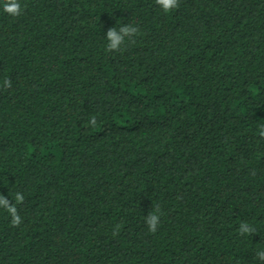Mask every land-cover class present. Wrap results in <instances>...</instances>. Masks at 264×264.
Here are the masks:
<instances>
[{"label":"trees","instance_id":"16d2710c","mask_svg":"<svg viewBox=\"0 0 264 264\" xmlns=\"http://www.w3.org/2000/svg\"><path fill=\"white\" fill-rule=\"evenodd\" d=\"M20 4L0 8V195L22 220L0 208V264H264V0Z\"/></svg>","mask_w":264,"mask_h":264},{"label":"clouds","instance_id":"9594fccd","mask_svg":"<svg viewBox=\"0 0 264 264\" xmlns=\"http://www.w3.org/2000/svg\"><path fill=\"white\" fill-rule=\"evenodd\" d=\"M155 4L162 12L167 14L179 8L180 0H155ZM0 8H2L5 13L13 17H17L22 14L20 0H0ZM138 35H141L140 29L130 23L121 24L118 29L116 27H110L104 36L106 40L105 50L107 52H123L126 50L128 44L134 43L135 38ZM2 84L3 87L7 88L11 86V81L5 79ZM90 123L95 124L94 117L90 119ZM258 134L261 138H264V125L259 127ZM23 200V194L16 193V203H22ZM0 208H3L11 216V224L13 227L19 226L21 224L22 220L18 214L16 206L3 195H0ZM162 214L163 213L161 212L159 205H157L153 211L147 214L145 217V222L149 232L155 233L157 231L160 223V216ZM119 229L120 226L117 225L114 235L119 234ZM238 232L241 236H250L257 233L256 229L246 221L240 222ZM256 257L260 261L264 262V250L257 251Z\"/></svg>","mask_w":264,"mask_h":264}]
</instances>
